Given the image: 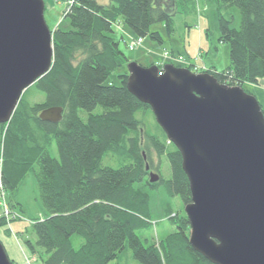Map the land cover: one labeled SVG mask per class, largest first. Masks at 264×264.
I'll list each match as a JSON object with an SVG mask.
<instances>
[{
	"label": "trees",
	"instance_id": "trees-1",
	"mask_svg": "<svg viewBox=\"0 0 264 264\" xmlns=\"http://www.w3.org/2000/svg\"><path fill=\"white\" fill-rule=\"evenodd\" d=\"M217 1L220 8H237L240 23L236 27L219 19V40L230 46L231 62L207 73L230 87L259 85L264 78V0ZM176 4L76 0L65 14L69 27L53 30L52 69L31 87L45 100L31 102L29 88L10 123L0 127V229L23 244L31 264H111L127 245L140 264H212L193 249L189 220L171 203L174 198L183 206L192 202L182 155L137 118L153 112L129 91L130 61L114 29L123 24L139 39L163 44L151 28L165 24L172 36ZM122 67L119 85L110 82ZM51 107L63 108L58 124L39 119ZM108 153L128 163L118 169L105 166ZM155 156L167 158L171 177L150 184L146 165L157 171ZM161 189L166 196L159 216L174 230L156 244L139 233L152 229L153 196ZM74 237L81 240L79 247Z\"/></svg>",
	"mask_w": 264,
	"mask_h": 264
},
{
	"label": "water",
	"instance_id": "water-1",
	"mask_svg": "<svg viewBox=\"0 0 264 264\" xmlns=\"http://www.w3.org/2000/svg\"><path fill=\"white\" fill-rule=\"evenodd\" d=\"M45 10L44 0H0V127L52 69ZM128 71L130 93L151 108L182 155L193 249L212 264H264V113L257 98L173 64L161 70L131 62ZM39 119L58 124L63 108L45 109ZM159 181L151 172L150 184ZM0 264H12L1 242Z\"/></svg>",
	"mask_w": 264,
	"mask_h": 264
},
{
	"label": "rangeland",
	"instance_id": "rangeland-1",
	"mask_svg": "<svg viewBox=\"0 0 264 264\" xmlns=\"http://www.w3.org/2000/svg\"><path fill=\"white\" fill-rule=\"evenodd\" d=\"M74 1V2H73ZM76 0H44L46 5L45 18L51 30L57 27L67 29L69 22L65 19V14L68 12L72 3ZM174 27L175 33L169 36L165 24H157L152 26V32H157L163 39V44L153 41L151 38H144L143 44H137L139 39L123 24L114 27L115 34L120 40V49L127 56L130 62H136L144 68L151 67L152 63L162 66L167 63H173L174 66L189 69L193 67L196 72L206 73L211 68L224 70L230 65V46L221 43L219 19L224 18L232 21L237 27L240 23V12L235 7H219L217 0H176ZM101 5H108L110 0H97ZM174 41V42H173ZM134 42L135 46H130ZM174 44V45H173ZM173 48V50H172ZM186 54L188 57H181L178 60L172 55ZM126 63V62H125ZM126 70V67L118 69L110 78V82L119 85L118 75ZM191 70V69H189ZM193 71V70H191ZM31 89V88H30ZM245 90L256 96L259 103L264 106V78L259 85L246 84ZM31 102H42L45 100V95L31 89L27 95ZM98 108L96 112H100ZM146 126V129L153 134L159 136L163 142L165 141V133L159 126L154 114H148L143 117L140 113L137 114ZM169 146V144H167ZM55 146V145H54ZM54 155L57 156L55 147L52 149ZM155 169L159 170L160 180L169 179L171 177L169 164L166 157L163 161L156 156L153 157ZM159 162H162L159 163ZM128 163L127 160L107 154L104 157L103 165L111 166L118 169L123 164ZM157 171H153L158 174ZM160 182V181H159ZM157 182V183H159ZM34 190L37 191V186L33 182ZM165 192L162 189L154 193V217L152 220V229L147 232L139 233V235L148 236L154 239L156 244L164 240L173 232V228L169 221L160 218L159 212L164 211ZM171 203L176 211L182 213L183 206L179 198H174ZM185 212V211H184ZM0 238L5 246L6 253L10 260L16 264H31V256L25 253L23 244L14 237L9 236L5 229H0ZM30 238L29 235L26 239ZM25 239V237H24ZM31 239V238H30ZM33 239V237H32ZM74 246L79 247L81 240L78 237L73 238ZM111 264H140L133 256L127 245V249L120 257Z\"/></svg>",
	"mask_w": 264,
	"mask_h": 264
},
{
	"label": "bare ground",
	"instance_id": "bare-ground-1",
	"mask_svg": "<svg viewBox=\"0 0 264 264\" xmlns=\"http://www.w3.org/2000/svg\"><path fill=\"white\" fill-rule=\"evenodd\" d=\"M45 6H46V5H45ZM143 42H144V40L141 41L140 46L143 44ZM130 46H135V44L133 43V44L130 45ZM174 57H175L177 60H179V59L181 58L180 55H174Z\"/></svg>",
	"mask_w": 264,
	"mask_h": 264
},
{
	"label": "built area",
	"instance_id": "built-area-1",
	"mask_svg": "<svg viewBox=\"0 0 264 264\" xmlns=\"http://www.w3.org/2000/svg\"><path fill=\"white\" fill-rule=\"evenodd\" d=\"M74 2V1H73ZM73 4V3H72ZM142 39H140L137 44L139 45L141 43ZM183 58H187V57H183Z\"/></svg>",
	"mask_w": 264,
	"mask_h": 264
},
{
	"label": "crops",
	"instance_id": "crops-1",
	"mask_svg": "<svg viewBox=\"0 0 264 264\" xmlns=\"http://www.w3.org/2000/svg\"><path fill=\"white\" fill-rule=\"evenodd\" d=\"M174 42V41H173ZM174 45V44H173ZM172 50H173V48H172Z\"/></svg>",
	"mask_w": 264,
	"mask_h": 264
}]
</instances>
